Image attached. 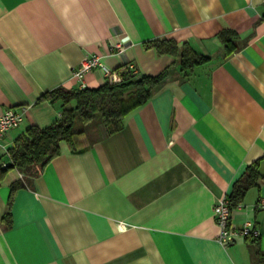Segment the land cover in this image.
Instances as JSON below:
<instances>
[{"label":"crops","instance_id":"crops-1","mask_svg":"<svg viewBox=\"0 0 264 264\" xmlns=\"http://www.w3.org/2000/svg\"><path fill=\"white\" fill-rule=\"evenodd\" d=\"M224 28L238 34L229 53ZM155 38L188 41L209 58L185 73L178 56L144 45ZM94 53L111 69L169 71L121 129L99 120L82 150L63 141L39 173L5 175L0 264H264V0H0V110L26 108L8 147L60 114L62 100L44 93L81 88L75 69ZM107 78L94 69L84 83ZM257 159L260 186L231 216L259 234L223 244L214 205Z\"/></svg>","mask_w":264,"mask_h":264},{"label":"trees","instance_id":"trees-1","mask_svg":"<svg viewBox=\"0 0 264 264\" xmlns=\"http://www.w3.org/2000/svg\"><path fill=\"white\" fill-rule=\"evenodd\" d=\"M219 36L228 53L240 46L237 41L238 34L234 29L224 28L220 30ZM144 45L147 48H155L160 54L170 53L178 56V63L185 73L196 63L209 58L198 53L188 41L179 43L174 38H155L146 41ZM168 71L169 68H165L157 74H148L141 72L135 65L122 63L112 69L111 76L104 83L96 87L70 89L58 86L46 91L43 97L62 100V110L46 126L30 124L15 138L13 144L0 154V183L11 169H18L22 175L39 173L52 157L61 152L63 141L74 150H82L78 146L86 130L75 128L77 117L86 123L99 114L101 122L109 132L121 129L126 114L150 99ZM3 162L6 164L3 165ZM262 177L257 159L248 165L233 183L228 194L231 207L234 208L242 202L251 187H259ZM23 185L21 178L11 182L8 206L3 214V219L8 224L12 223L14 193Z\"/></svg>","mask_w":264,"mask_h":264},{"label":"built area","instance_id":"built-area-1","mask_svg":"<svg viewBox=\"0 0 264 264\" xmlns=\"http://www.w3.org/2000/svg\"><path fill=\"white\" fill-rule=\"evenodd\" d=\"M114 47L121 50L122 44L115 43ZM101 69L104 77H109L112 74V69L101 60L99 54H90L85 56L80 64L75 69V76L81 81V86L85 87L84 77L88 71ZM26 108L8 107L0 110V150H7V143L4 142V136L9 129L19 126L25 119ZM22 175V174H21ZM264 206V201L262 202ZM238 207H242L243 203L239 202ZM232 207L229 196L226 195L220 198L214 205V215L220 227L218 232V240L223 244H228L235 239L237 235H257L259 234L258 227L251 221L245 220L242 226H235L232 222Z\"/></svg>","mask_w":264,"mask_h":264},{"label":"rangeland","instance_id":"rangeland-1","mask_svg":"<svg viewBox=\"0 0 264 264\" xmlns=\"http://www.w3.org/2000/svg\"><path fill=\"white\" fill-rule=\"evenodd\" d=\"M99 120H101L99 114H96V116H95L92 120H90V121H88V122H86V123H83V122L77 117L76 120H75L74 126H75V128H80V127H81V128H83V129H85V130L91 132L90 134H91V136H93L94 134H92L93 131H91V130H92V128L94 127V124H95L97 121H99ZM89 132H88V133H89ZM0 154H1V153H0ZM15 173H16V170H15V169H14V170L11 169V170L8 171L7 174L11 175V174H15Z\"/></svg>","mask_w":264,"mask_h":264},{"label":"water","instance_id":"water-1","mask_svg":"<svg viewBox=\"0 0 264 264\" xmlns=\"http://www.w3.org/2000/svg\"><path fill=\"white\" fill-rule=\"evenodd\" d=\"M6 163L5 162H3V165H5Z\"/></svg>","mask_w":264,"mask_h":264}]
</instances>
